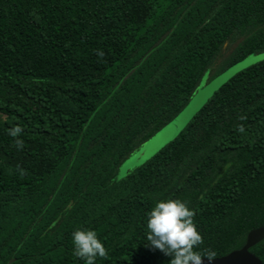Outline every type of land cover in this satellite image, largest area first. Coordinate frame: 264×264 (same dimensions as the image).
<instances>
[{"label":"trees","instance_id":"16d2710c","mask_svg":"<svg viewBox=\"0 0 264 264\" xmlns=\"http://www.w3.org/2000/svg\"><path fill=\"white\" fill-rule=\"evenodd\" d=\"M261 53L264 0H0V264H85L76 229L96 264H170L146 238L167 199L195 211L196 251L241 248L264 227V60L115 175L206 76ZM249 252L264 264V240Z\"/></svg>","mask_w":264,"mask_h":264},{"label":"clouds","instance_id":"9594fccd","mask_svg":"<svg viewBox=\"0 0 264 264\" xmlns=\"http://www.w3.org/2000/svg\"><path fill=\"white\" fill-rule=\"evenodd\" d=\"M103 55V53H99ZM23 132L22 127L15 126L9 135L16 138ZM18 149L23 141L15 140ZM19 167V166H18ZM24 172L21 170V175ZM196 213L188 204L179 199H167L158 202L147 214L148 244L172 257L170 264H209L214 261L216 253L211 249L196 251L203 244V237L194 222ZM73 254L85 264H96L97 258H107L108 250L98 239L97 233L90 229H76L73 234Z\"/></svg>","mask_w":264,"mask_h":264},{"label":"rangeland","instance_id":"374dc122","mask_svg":"<svg viewBox=\"0 0 264 264\" xmlns=\"http://www.w3.org/2000/svg\"><path fill=\"white\" fill-rule=\"evenodd\" d=\"M264 60V53L248 56L236 65L222 71L212 79L207 76L203 79L200 87L191 96L189 102L184 106L180 113L151 139L145 142L138 150L125 160L117 169L115 179L125 177L129 172L139 167L150 159L163 146L173 140L177 134L186 126L188 121L198 112L206 101L224 83L240 71ZM1 120V119H0Z\"/></svg>","mask_w":264,"mask_h":264},{"label":"water","instance_id":"95a60500","mask_svg":"<svg viewBox=\"0 0 264 264\" xmlns=\"http://www.w3.org/2000/svg\"><path fill=\"white\" fill-rule=\"evenodd\" d=\"M264 240V227L251 230L245 239L244 245L227 255L215 258L211 264H263L255 255L249 252V249ZM204 264H209L207 258H204Z\"/></svg>","mask_w":264,"mask_h":264}]
</instances>
